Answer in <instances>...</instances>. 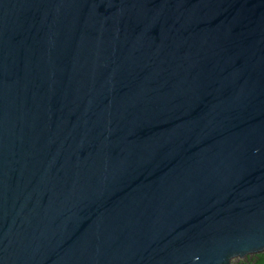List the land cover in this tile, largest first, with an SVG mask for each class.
<instances>
[{
  "label": "water",
  "instance_id": "1",
  "mask_svg": "<svg viewBox=\"0 0 264 264\" xmlns=\"http://www.w3.org/2000/svg\"><path fill=\"white\" fill-rule=\"evenodd\" d=\"M264 252V0H0V264Z\"/></svg>",
  "mask_w": 264,
  "mask_h": 264
},
{
  "label": "trees",
  "instance_id": "2",
  "mask_svg": "<svg viewBox=\"0 0 264 264\" xmlns=\"http://www.w3.org/2000/svg\"><path fill=\"white\" fill-rule=\"evenodd\" d=\"M231 264H264V252L247 256L237 261H231Z\"/></svg>",
  "mask_w": 264,
  "mask_h": 264
},
{
  "label": "rangeland",
  "instance_id": "3",
  "mask_svg": "<svg viewBox=\"0 0 264 264\" xmlns=\"http://www.w3.org/2000/svg\"><path fill=\"white\" fill-rule=\"evenodd\" d=\"M237 260H239V259L236 258V259H234L233 261H237Z\"/></svg>",
  "mask_w": 264,
  "mask_h": 264
}]
</instances>
